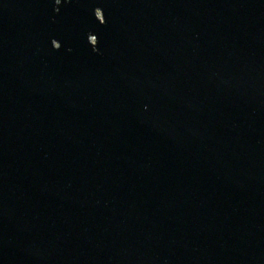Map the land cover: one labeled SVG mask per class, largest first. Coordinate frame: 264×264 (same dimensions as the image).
<instances>
[{"label":"water","instance_id":"water-1","mask_svg":"<svg viewBox=\"0 0 264 264\" xmlns=\"http://www.w3.org/2000/svg\"><path fill=\"white\" fill-rule=\"evenodd\" d=\"M0 264H264V0H0Z\"/></svg>","mask_w":264,"mask_h":264}]
</instances>
